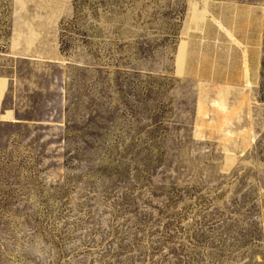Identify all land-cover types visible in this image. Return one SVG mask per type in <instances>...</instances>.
<instances>
[{
  "label": "rangeland",
  "instance_id": "374dc122",
  "mask_svg": "<svg viewBox=\"0 0 264 264\" xmlns=\"http://www.w3.org/2000/svg\"><path fill=\"white\" fill-rule=\"evenodd\" d=\"M0 264H264V0H0Z\"/></svg>",
  "mask_w": 264,
  "mask_h": 264
},
{
  "label": "crops",
  "instance_id": "0c3cea01",
  "mask_svg": "<svg viewBox=\"0 0 264 264\" xmlns=\"http://www.w3.org/2000/svg\"><path fill=\"white\" fill-rule=\"evenodd\" d=\"M254 60L251 59V57L249 58V68H250V71H251V75L255 74L256 70L258 71V68H257V65L256 63L253 62Z\"/></svg>",
  "mask_w": 264,
  "mask_h": 264
}]
</instances>
